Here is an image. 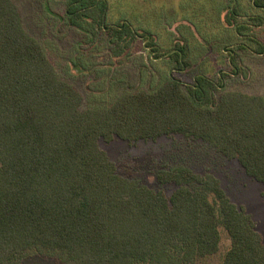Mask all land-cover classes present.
<instances>
[{
  "label": "trees",
  "instance_id": "16d2710c",
  "mask_svg": "<svg viewBox=\"0 0 264 264\" xmlns=\"http://www.w3.org/2000/svg\"><path fill=\"white\" fill-rule=\"evenodd\" d=\"M53 1L63 7L56 16L60 22L84 34L74 48L78 53L84 44L118 57L144 28L151 58L167 57L181 68L186 57L198 54L192 53L195 42L209 49L215 44L220 67L214 75L196 73L192 84L169 74L153 89L128 90L110 104L82 107L81 93L57 74L41 43L26 31L14 0H0V264L34 257L60 264H195L219 250L221 227L230 240L222 264H264L255 221L230 200L215 175L182 164L160 169L157 183L175 186L166 192L119 174L99 146V139L135 142L181 133L237 159L264 185V95L219 85L229 68L239 71L233 51H264L253 32L264 18L240 19L241 0H207L212 13L197 15L204 32L194 34L186 23L196 15L173 8L179 18L170 22L179 33L185 26L191 43L180 33L170 37L169 49L158 28L165 29L168 18L152 27L150 18L132 9L145 2L160 9L166 1L129 0L116 23L106 22L118 5L109 0ZM250 1L264 11V0ZM46 10L53 8L48 4ZM212 31L220 34L209 46ZM231 32L236 45L225 60L222 45ZM72 64L87 68L89 62Z\"/></svg>",
  "mask_w": 264,
  "mask_h": 264
},
{
  "label": "rangeland",
  "instance_id": "374dc122",
  "mask_svg": "<svg viewBox=\"0 0 264 264\" xmlns=\"http://www.w3.org/2000/svg\"><path fill=\"white\" fill-rule=\"evenodd\" d=\"M109 1L118 5L112 9L113 18H108L106 22L116 23L115 17L128 6L130 1ZM161 1H166L167 5L160 9L156 5L149 6L146 2L138 4L136 8H130L136 10L138 17L143 20L150 18L152 27L156 22L160 25L162 21L164 22L163 19L168 18L165 29L164 26L158 27L161 28L159 32L165 42L171 41L170 37H181V33L183 38L191 43V36L187 28L182 26L179 33L175 30L178 24L170 22L173 18H179L176 12L178 7L180 12L185 10L196 15V17L191 18V21L189 20V23H186L194 34L195 31L204 32L197 15L211 14L213 2L182 0L180 4L179 2L176 3L177 1L173 3L174 0ZM241 1L239 10L243 16L240 19L244 18L243 20L248 21L250 20L249 17L254 14H259L264 18V11L253 9L250 0ZM14 2L20 10L24 28L41 43L54 64L57 74L70 82L81 93L83 97L82 107L110 104L122 92L128 90L153 89L166 81L169 74L179 78L183 85L192 84L196 73L204 71L209 75H214L212 72L220 67L217 62L221 56L220 52L215 50V44L213 48L209 49L208 46L195 42L196 46L192 53L195 54L197 51L198 54L194 55L193 58L186 57V59L188 58L187 65L181 66V68L175 63L172 64L171 62L170 64L167 57L151 58L150 53L153 52L144 45L146 41L144 34L149 32L144 28H139L138 39H135L132 44L130 43L125 52L118 57H113L110 50L104 47L99 49L91 47V50H87L84 44H82V49H79L82 52L78 53L74 48L75 45L83 41L84 34L78 28L60 22L56 17L63 13L61 5L56 4L53 0H14ZM48 4L52 6V12L46 10ZM153 17L157 18L154 22H152ZM181 22L185 23L184 21ZM252 22L258 23L257 21ZM213 23L219 29L218 22L215 20ZM255 29L253 32L258 38L256 41H260L264 46V24L255 26ZM218 34L216 31H212L213 36L210 37L211 41L207 42V45L210 46L209 43H214L212 42L213 39L218 41L216 39ZM150 36L153 37V34ZM247 37L251 38L250 34ZM239 38L248 44H254V41L248 40L249 38L247 39L246 36ZM157 39L161 42L160 38ZM227 39L228 41L222 45L224 46L222 58L225 60L230 53L229 51H233L237 37L231 32ZM170 44L168 48L173 49L172 43ZM171 54L173 55V53ZM232 54L238 64L239 71L232 72L230 68L225 66L224 68L228 70L227 74L220 78V88L264 95V51L259 53L255 49L249 51L237 49ZM73 60L81 62L84 66L88 61V67L74 66ZM205 67L208 70H204ZM99 146L115 163L119 174L138 179L141 184L155 189L162 188L166 192H171L175 186L172 183L164 186L157 183L156 173L160 169L182 164L199 173H212L220 180V184L230 200L246 208L255 221L256 230L264 240V185L247 175L237 159L224 156L201 139L187 137L181 133L163 135L156 139H140L135 142H127L118 137L110 141L99 139ZM220 229L219 250L214 254L198 259L195 264H222L223 254L228 248L230 240L226 231L222 227ZM23 264L60 263L53 258L34 257Z\"/></svg>",
  "mask_w": 264,
  "mask_h": 264
}]
</instances>
